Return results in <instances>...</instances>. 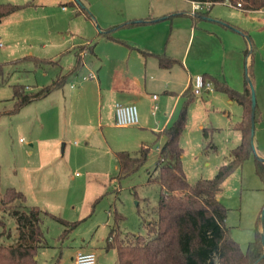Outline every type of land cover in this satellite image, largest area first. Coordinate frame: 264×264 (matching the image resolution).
Returning <instances> with one entry per match:
<instances>
[{
    "label": "rangeland",
    "instance_id": "obj_1",
    "mask_svg": "<svg viewBox=\"0 0 264 264\" xmlns=\"http://www.w3.org/2000/svg\"><path fill=\"white\" fill-rule=\"evenodd\" d=\"M16 1L38 3V0ZM86 2V14L80 16H74L75 7L70 5L66 6V11H62L59 4L45 9L31 8L29 16L35 18L18 27L27 29V33L15 31L10 34L13 29L10 27L0 38V190L15 187L26 195L25 206L37 205L66 223L50 216L42 217L46 246L38 250L37 264H71L70 257L74 252L89 248L99 256L105 253L106 239L112 228L118 229L123 237L145 235V224L155 220L154 209L162 192L154 181L162 141L147 142L151 146L148 158L135 173L121 179L112 178L116 173L115 158L100 149L109 133L105 128L101 131L96 127L101 98L89 88L79 99L70 101L66 95L70 84L76 85L77 89L84 83L82 77H87L89 70L97 74L99 65L95 59L88 54L84 58V67L71 76L62 90L13 113L15 86L36 91L38 87L50 84L57 70L15 59L29 54L53 56L59 50L77 46L86 39L97 42L94 51L103 61L100 52L108 51V47L125 49L118 43L103 42V34L108 30L112 35L127 30L131 27L130 18L149 13L159 16L154 17L157 22L151 28V34L162 36V44L174 49L178 56H186L188 62L194 61L196 56L205 59L194 64L197 70L202 64L203 68L212 66L220 70L223 65L233 67L238 61L239 90L244 87L247 77L252 84L257 109L253 153L225 179L218 193V200L227 208L225 223L230 235L245 250L255 239L257 230H261L259 218L264 209V182L255 171V158L264 160L262 14L214 4L204 17L209 20H199L194 38L187 42V28L192 23V16L191 3L186 0ZM221 23L239 31L240 51L232 49V45L229 46L232 50H223L215 36L218 28L223 29ZM199 34H205V37H198ZM243 50L247 51L246 56ZM7 52L9 57H6ZM72 60L71 54L64 55L61 64L65 67ZM197 75L201 73L196 71L191 80ZM153 93L159 97L162 95L159 91ZM204 95L194 97L189 104L187 121L179 140L183 150L182 167L190 184L201 178H212L228 158L229 150L239 142V133L231 127L240 116V106L230 103L224 94L211 92ZM203 128L206 129V138L202 135ZM86 140L89 145L83 148ZM127 146L131 153L138 150L137 146ZM115 213L122 216L116 222ZM11 221L13 218L0 210V232L3 229L10 235V238L0 240L2 244L12 243L15 229L11 227ZM72 223H75L74 227H71ZM110 256L115 257L113 249H109L104 259L107 262L103 264L114 263L115 259L109 262Z\"/></svg>",
    "mask_w": 264,
    "mask_h": 264
},
{
    "label": "trees",
    "instance_id": "obj_2",
    "mask_svg": "<svg viewBox=\"0 0 264 264\" xmlns=\"http://www.w3.org/2000/svg\"><path fill=\"white\" fill-rule=\"evenodd\" d=\"M76 3V0H74ZM78 1V0H77ZM190 2L209 3L235 6L241 5V11H258L264 7V0H188ZM79 2V1H78ZM73 4V3H71ZM77 4V3H76ZM30 6L26 4L0 3V21L10 14ZM194 13V16L205 17L208 11ZM143 21H132L131 25ZM110 30L103 37L113 39ZM93 45L87 50L92 51ZM84 48V47H82ZM81 49V48H80ZM247 55V51H244ZM160 64L166 66L161 59ZM17 61H31L35 66L49 65L51 59H40L28 56ZM1 66V65H0ZM82 66V60L77 54L72 67L65 73L59 74L50 84L36 91H27L28 87L13 88L14 108L17 113L25 105L46 98L53 91L61 89L67 78L75 74ZM213 90L225 93L242 109L239 121L232 129L240 136L239 143L230 150L229 156L221 164L212 178L198 179L190 184L182 167L183 150L179 146L180 137L187 121V109L194 100L191 85L184 91V101L172 123L164 128L158 137L164 141L158 149L154 179L161 188L159 201L154 209L155 220L145 224V235L122 236L120 231L112 228L106 239L105 249H113L116 253V264H255L263 253L261 233L264 234V218L261 230L256 237L242 250L230 235L226 226L227 208L218 200L225 179L253 153L251 139V99L250 80L246 78L243 92H238L223 82L211 79ZM257 109L254 110V123ZM206 138V129H202ZM157 140L153 143L155 144ZM151 146L143 144L135 153L118 151L114 153L117 163L116 173L112 178L121 179L135 173L147 160ZM255 171L264 182V163L255 158ZM18 202V203H17ZM25 195L18 189L7 187L0 190V210L7 212L16 222V237L11 244L0 241V264H37V251L46 246L44 232L41 228L42 217L50 216L60 223L61 218L54 217L37 205H24ZM122 216L115 213V222ZM2 224V223H1ZM66 224V223H65ZM72 223L71 227H74ZM10 238L9 232H0V240ZM264 264V257L257 263Z\"/></svg>",
    "mask_w": 264,
    "mask_h": 264
},
{
    "label": "crops",
    "instance_id": "obj_3",
    "mask_svg": "<svg viewBox=\"0 0 264 264\" xmlns=\"http://www.w3.org/2000/svg\"><path fill=\"white\" fill-rule=\"evenodd\" d=\"M78 1L75 5L72 0H38V3H33L29 1L22 3L17 2L16 0H0V3H11L20 5L26 3L30 4V6L21 9L17 12H14L0 21V38L1 35L5 34L6 29H11L10 27L13 28L11 30L12 32L10 31V34L15 31L16 33H19L21 31L22 33H27V29L25 30L23 28L18 27L22 22L28 23L29 20L35 18L30 17V12H28L29 9L34 7H41L45 9L46 7H52L55 4H59L61 10L66 11V6L70 5L75 7L74 16H80L81 14L85 15L86 10L84 8H87L88 3L86 2V0ZM186 1L191 3L188 0ZM152 15L151 13H149L144 16H134L129 19L131 20V22H143L134 25L129 24L131 26L129 27V29L124 30L122 32L118 31L113 35L111 34L113 39L102 37L103 42H110L113 44L118 43L125 47V49L108 47V51L104 52L106 54H101L100 52V56L103 57L104 62L101 60L100 57H98V55L94 51L97 42L92 43L91 41H88L86 39L81 41V43L77 46H70L63 49L61 48L62 50H59L53 56L38 57L32 54L24 56H34L40 59L49 58L52 61L54 60L53 63L45 65L49 67H55L57 69L54 79L59 74L67 72L72 67L77 54L82 60V66L80 68L84 67V58L88 54L95 59V61L99 65L97 74L95 75L91 70H89V73H93L95 75V79L90 82H87V79H83V76L82 81L84 83L81 84V86H79L77 89L76 85L70 84L66 95L70 101L73 99H79L81 94L86 93V88L93 90L95 93H97V95H99V97L101 98V103L100 111L97 116L96 127L99 128L101 131L105 128L107 133H109V136H107V139L104 140L100 149L103 153H106V155H113L114 158L115 152L128 151L129 148L127 145H132L133 147L137 146L139 149L143 144H147L148 141L154 142L155 140H157L159 142V140L161 139L163 143L164 138H159L158 135L162 132L164 128L168 127L176 118L180 109V102L182 105L184 101L183 93L191 85V76L192 74H195L196 71L200 72L201 75H205L211 79L213 78L219 82H223L224 84L238 92H243L245 88L246 79L244 81V87L241 90H239V86L237 84V74L238 69H240L238 61L237 63H234L233 67H226L223 65L222 67H220V70H217L212 66L210 68H203V64L200 66L201 68L197 70V68L194 67V64L202 62L205 59H201V57L199 58V56H196L194 61L191 60L190 62H188L186 56H183V54L182 56H178L174 49H170V47H167L168 45L162 44V36L158 34H151V28H153L156 25L155 23L157 22L154 17H159ZM191 16L192 23L187 28V31L189 33L187 37V42H189L190 38H194L196 30L195 27L198 24L199 20H209L204 17H198L197 15L194 16L192 12ZM206 16H208V14ZM221 26L223 27V29L218 28L215 32V36L218 37L220 45L223 47V50L226 51L237 48L235 50L240 51V49H242V45L240 37H238L237 35L239 34V31L234 30L233 27L229 26L227 23H221ZM243 35L245 36L244 33ZM202 36L205 37V34H199L198 37ZM92 44V51L87 49H80L85 46L88 47ZM230 45H232V49L229 47ZM78 49H80L81 51H78ZM244 51L246 50L242 51L243 55ZM67 54H71L73 60L72 62H68V64L64 67L61 64V58ZM6 57H9V52L6 53ZM160 57H162L161 59L166 62V66L160 64ZM21 58H17L15 59V61ZM12 61L14 60H9L8 62ZM246 70L247 69H245V76H247ZM184 74H186L185 78ZM72 75L67 78L66 83L63 87L66 86L68 80L71 78ZM62 88L59 90H62ZM153 91H159V93H161L162 95L159 97L157 94L153 93ZM54 92L55 91H53L51 94H53ZM211 92L224 94L228 98L230 103L237 104L235 101L231 100L225 93L215 90H212L210 92H203L201 95L197 96V98L202 97L204 94H211ZM153 96H156V98L153 99ZM32 103L33 102H31V104ZM115 103L135 104L138 110V124L130 127L116 126L114 120ZM27 106H30V103L25 105L21 109L27 108ZM153 107H155L154 110ZM240 117L241 113L237 121H239ZM237 121H235V123ZM86 145H89L88 141L86 142L83 148H86ZM115 168L117 169V163ZM25 198L27 201L26 195ZM10 224L11 227L16 230L15 220L11 221ZM15 237L16 231L13 234L12 238L14 239ZM78 251L94 252V250L90 248L85 250H77L76 252ZM76 252H74L70 257L71 264H73V257ZM108 252L109 250L106 249L105 253L100 254L99 256L96 255L97 264H103L107 262L104 259L107 257ZM111 259H115L113 260V264H116V253L114 258L111 256L109 257V262H111Z\"/></svg>",
    "mask_w": 264,
    "mask_h": 264
},
{
    "label": "built area",
    "instance_id": "obj_4",
    "mask_svg": "<svg viewBox=\"0 0 264 264\" xmlns=\"http://www.w3.org/2000/svg\"><path fill=\"white\" fill-rule=\"evenodd\" d=\"M231 6V5H229ZM210 7L209 3H201V2H191V12L197 13L202 11H207ZM235 8L241 9L240 3H237ZM64 8V7H63ZM261 16V21L264 23V7L258 10ZM95 75L93 73H89L87 77L83 79H93ZM191 89L192 93L195 96L201 95L203 92H210L213 89L212 83L209 80H206L202 77V75H197L191 80ZM156 96H153L155 99ZM155 107H153V110ZM114 120L115 125L119 127H130L138 124V110L135 104H122L115 103L114 104ZM73 264H97L96 254L92 251H78L73 257Z\"/></svg>",
    "mask_w": 264,
    "mask_h": 264
},
{
    "label": "water",
    "instance_id": "obj_5",
    "mask_svg": "<svg viewBox=\"0 0 264 264\" xmlns=\"http://www.w3.org/2000/svg\"><path fill=\"white\" fill-rule=\"evenodd\" d=\"M76 2H77V0H76ZM248 83H249L250 99H251V139H252L253 130H254V110H255L256 102H255V95H254V90L252 88V84H251V82H248ZM260 160L262 162H264L263 159H260ZM263 218H264V209L262 210V213H261V217H260L261 221H263ZM261 242H262V247H263V253H262L260 259L255 264H257L264 257V234L263 233H261Z\"/></svg>",
    "mask_w": 264,
    "mask_h": 264
}]
</instances>
